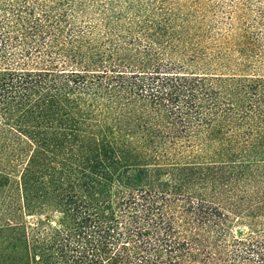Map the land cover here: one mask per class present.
Instances as JSON below:
<instances>
[{"label": "trees", "instance_id": "16d2710c", "mask_svg": "<svg viewBox=\"0 0 264 264\" xmlns=\"http://www.w3.org/2000/svg\"><path fill=\"white\" fill-rule=\"evenodd\" d=\"M0 264H264V0H0Z\"/></svg>", "mask_w": 264, "mask_h": 264}]
</instances>
